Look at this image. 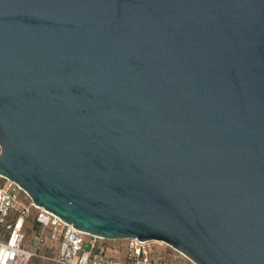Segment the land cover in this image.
<instances>
[{
  "label": "water",
  "instance_id": "obj_1",
  "mask_svg": "<svg viewBox=\"0 0 264 264\" xmlns=\"http://www.w3.org/2000/svg\"><path fill=\"white\" fill-rule=\"evenodd\" d=\"M0 174L93 236L264 264V0H0Z\"/></svg>",
  "mask_w": 264,
  "mask_h": 264
},
{
  "label": "built area",
  "instance_id": "obj_2",
  "mask_svg": "<svg viewBox=\"0 0 264 264\" xmlns=\"http://www.w3.org/2000/svg\"><path fill=\"white\" fill-rule=\"evenodd\" d=\"M0 179V264H28L35 256L59 264H120L114 258L94 251L98 237L77 229L43 206L34 204L16 182L1 174ZM21 194L27 200H23ZM29 227L33 231L30 237L27 234ZM28 238L33 244L32 250L25 246ZM48 239L56 242L57 255L45 256L41 252ZM126 241L128 264L150 263L154 240L142 241L133 237L126 238ZM165 264H177V261L171 259Z\"/></svg>",
  "mask_w": 264,
  "mask_h": 264
},
{
  "label": "crops",
  "instance_id": "obj_3",
  "mask_svg": "<svg viewBox=\"0 0 264 264\" xmlns=\"http://www.w3.org/2000/svg\"><path fill=\"white\" fill-rule=\"evenodd\" d=\"M32 232V229L29 227L27 229L28 237L31 236ZM107 241L112 242H108V244H105L104 242H99L98 238L95 239L94 251L102 254L104 257L114 258L115 260L119 261L120 264H128L126 259V239H109ZM155 242H158L159 245L153 244L154 254L151 257V261L149 264H165L168 260L171 259H175L177 261V264H195L187 257L180 255L176 250H174L171 246L167 245L166 243L160 241ZM25 246L28 249H33V244L29 238L25 241ZM41 252L45 256L57 255L58 248L56 242L48 239L46 241V244L42 247ZM34 258L36 259L34 260ZM39 261H47L59 264L55 261L38 256L31 258L28 264H37Z\"/></svg>",
  "mask_w": 264,
  "mask_h": 264
},
{
  "label": "rangeland",
  "instance_id": "obj_4",
  "mask_svg": "<svg viewBox=\"0 0 264 264\" xmlns=\"http://www.w3.org/2000/svg\"><path fill=\"white\" fill-rule=\"evenodd\" d=\"M0 182H1V179H0ZM21 198H22L23 200H27V197H26L24 194H21ZM107 240H109V239L98 238V241H99V242H104L105 244H108V242H112V241H107ZM154 244L159 245L158 242H154ZM35 259H36V258H34V260H35ZM37 264H55V263L47 262V261H39Z\"/></svg>",
  "mask_w": 264,
  "mask_h": 264
},
{
  "label": "bare ground",
  "instance_id": "obj_5",
  "mask_svg": "<svg viewBox=\"0 0 264 264\" xmlns=\"http://www.w3.org/2000/svg\"><path fill=\"white\" fill-rule=\"evenodd\" d=\"M99 238V237H98ZM111 240H113V239H111Z\"/></svg>",
  "mask_w": 264,
  "mask_h": 264
}]
</instances>
